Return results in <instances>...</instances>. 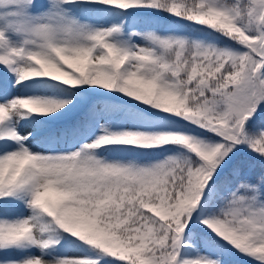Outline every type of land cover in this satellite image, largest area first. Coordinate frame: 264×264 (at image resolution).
<instances>
[{
	"label": "snow or ice",
	"instance_id": "snow-or-ice-1",
	"mask_svg": "<svg viewBox=\"0 0 264 264\" xmlns=\"http://www.w3.org/2000/svg\"><path fill=\"white\" fill-rule=\"evenodd\" d=\"M237 257L264 264V0H0V264Z\"/></svg>",
	"mask_w": 264,
	"mask_h": 264
},
{
	"label": "trees",
	"instance_id": "trees-1",
	"mask_svg": "<svg viewBox=\"0 0 264 264\" xmlns=\"http://www.w3.org/2000/svg\"><path fill=\"white\" fill-rule=\"evenodd\" d=\"M188 23H191V22H188ZM258 171V170H257ZM111 259H115V258H111ZM237 261H238V264H242V259L241 257H237L235 258Z\"/></svg>",
	"mask_w": 264,
	"mask_h": 264
},
{
	"label": "rangeland",
	"instance_id": "rangeland-1",
	"mask_svg": "<svg viewBox=\"0 0 264 264\" xmlns=\"http://www.w3.org/2000/svg\"><path fill=\"white\" fill-rule=\"evenodd\" d=\"M41 2H43V0H41ZM139 29L143 30L144 28L140 25L137 26ZM199 27V26H198Z\"/></svg>",
	"mask_w": 264,
	"mask_h": 264
}]
</instances>
